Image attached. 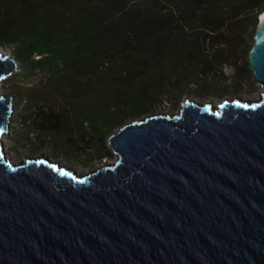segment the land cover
<instances>
[{
	"label": "water",
	"instance_id": "obj_1",
	"mask_svg": "<svg viewBox=\"0 0 264 264\" xmlns=\"http://www.w3.org/2000/svg\"><path fill=\"white\" fill-rule=\"evenodd\" d=\"M264 12L261 13V15ZM249 52L260 99L180 103L110 134L87 173L9 156L0 92V264H264V22ZM0 51L1 82L18 70Z\"/></svg>",
	"mask_w": 264,
	"mask_h": 264
},
{
	"label": "rangeland",
	"instance_id": "obj_2",
	"mask_svg": "<svg viewBox=\"0 0 264 264\" xmlns=\"http://www.w3.org/2000/svg\"><path fill=\"white\" fill-rule=\"evenodd\" d=\"M132 4L138 9L159 7L164 12L178 14L173 0H134ZM179 27L174 33L176 45H172L160 61L148 54L136 55L134 60L120 55L101 62L95 76L87 78L71 71L60 80L55 79L59 72L54 68L38 70L33 77H26L18 67L0 88L1 93L16 95L11 131L3 139L9 156L19 160L25 154H45L51 158L71 160V167L90 173L116 160L111 145L106 144L110 134L125 123L143 119L149 114H177L180 103L187 100L217 106L225 100L251 103L254 97L257 100L261 98L262 87L254 82V73L249 65L256 27L246 17L240 16L221 31L222 39L228 43L223 45H213L208 37L209 31L199 25L181 24ZM1 50L14 52V58L16 56L12 47L0 45ZM236 67L240 68L238 74ZM204 70L207 74L203 73ZM123 76L130 77L132 82L155 83L152 111L129 116L131 111L123 110L122 125L107 132L104 140H100L88 133L86 123L81 126L85 121L84 111L88 107H98L104 94L107 91L111 94L115 88L112 82ZM177 78L184 82L179 90L171 84ZM115 103L118 104V100ZM48 114L54 115L55 122L58 121L56 115L64 117L60 127L51 130L40 128ZM107 150L112 156L101 158Z\"/></svg>",
	"mask_w": 264,
	"mask_h": 264
},
{
	"label": "trees",
	"instance_id": "obj_3",
	"mask_svg": "<svg viewBox=\"0 0 264 264\" xmlns=\"http://www.w3.org/2000/svg\"><path fill=\"white\" fill-rule=\"evenodd\" d=\"M133 1L0 0V45L15 50L26 77L54 68L59 72L55 79H63L71 71L89 78L95 76L101 62L120 55L134 60L136 55L148 54L160 61L176 45L174 33L181 24L208 30L213 45L228 44L221 37L228 24L244 16L257 30L264 11V0H173L177 15L159 7L138 9ZM112 83V93L107 91L98 107L85 109L81 124L86 123L88 133L100 140L122 125L123 110L129 109V116H140L151 112L155 101L152 81L132 82L123 76ZM183 83L180 78L171 82L176 90ZM56 117L57 122L53 114L46 115L40 128L60 127L64 117ZM111 156L107 150L100 157Z\"/></svg>",
	"mask_w": 264,
	"mask_h": 264
},
{
	"label": "bare ground",
	"instance_id": "obj_4",
	"mask_svg": "<svg viewBox=\"0 0 264 264\" xmlns=\"http://www.w3.org/2000/svg\"><path fill=\"white\" fill-rule=\"evenodd\" d=\"M261 20H262V22H264V13L261 15ZM4 81V80H3ZM3 81L1 82V85H0V88H1V86H2V83H3ZM258 100H257V98H255L254 97V99L251 101V103L253 102V103H255V102H257ZM220 103H218L217 105H219ZM175 115V114H174Z\"/></svg>",
	"mask_w": 264,
	"mask_h": 264
}]
</instances>
